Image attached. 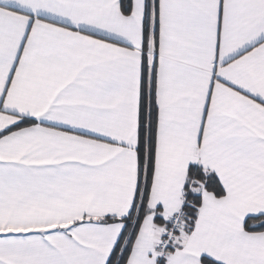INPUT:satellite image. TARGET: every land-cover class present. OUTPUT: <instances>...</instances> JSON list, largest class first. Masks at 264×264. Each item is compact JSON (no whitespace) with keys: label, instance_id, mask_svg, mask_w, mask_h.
Segmentation results:
<instances>
[{"label":"snow or ice","instance_id":"obj_1","mask_svg":"<svg viewBox=\"0 0 264 264\" xmlns=\"http://www.w3.org/2000/svg\"><path fill=\"white\" fill-rule=\"evenodd\" d=\"M0 264H264V0H0Z\"/></svg>","mask_w":264,"mask_h":264}]
</instances>
